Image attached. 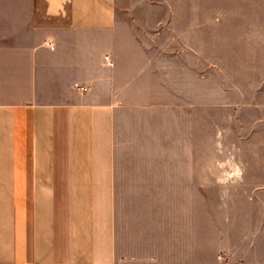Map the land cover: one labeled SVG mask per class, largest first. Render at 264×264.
<instances>
[{"label":"crops","instance_id":"0c3cea01","mask_svg":"<svg viewBox=\"0 0 264 264\" xmlns=\"http://www.w3.org/2000/svg\"><path fill=\"white\" fill-rule=\"evenodd\" d=\"M119 5L0 0V264L196 263L174 252L196 245L195 209L174 201L195 197L196 161L116 157L123 86L145 51L127 32L118 74ZM143 198L167 202L122 212ZM152 236L169 255L142 251Z\"/></svg>","mask_w":264,"mask_h":264},{"label":"rangeland","instance_id":"374dc122","mask_svg":"<svg viewBox=\"0 0 264 264\" xmlns=\"http://www.w3.org/2000/svg\"><path fill=\"white\" fill-rule=\"evenodd\" d=\"M119 4L118 74L127 32L145 51L123 86L117 159L195 160V197L174 201L195 209L196 245L181 239L174 252L194 251L195 264H264V0ZM119 202L124 213L167 199ZM152 237L142 251L169 255L170 241Z\"/></svg>","mask_w":264,"mask_h":264}]
</instances>
